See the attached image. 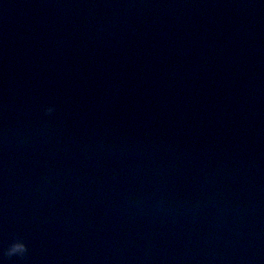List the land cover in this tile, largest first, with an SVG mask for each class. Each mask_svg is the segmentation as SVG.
Returning <instances> with one entry per match:
<instances>
[{
    "label": "water",
    "instance_id": "obj_1",
    "mask_svg": "<svg viewBox=\"0 0 264 264\" xmlns=\"http://www.w3.org/2000/svg\"><path fill=\"white\" fill-rule=\"evenodd\" d=\"M0 261L264 264V0H0Z\"/></svg>",
    "mask_w": 264,
    "mask_h": 264
},
{
    "label": "clouds",
    "instance_id": "obj_2",
    "mask_svg": "<svg viewBox=\"0 0 264 264\" xmlns=\"http://www.w3.org/2000/svg\"><path fill=\"white\" fill-rule=\"evenodd\" d=\"M54 110L52 105H49L45 108V112L51 113ZM26 251V245L23 240L17 239L14 240L5 250L4 255L12 256V255H23ZM2 264V261H0Z\"/></svg>",
    "mask_w": 264,
    "mask_h": 264
}]
</instances>
